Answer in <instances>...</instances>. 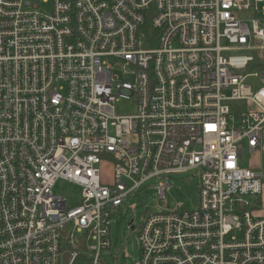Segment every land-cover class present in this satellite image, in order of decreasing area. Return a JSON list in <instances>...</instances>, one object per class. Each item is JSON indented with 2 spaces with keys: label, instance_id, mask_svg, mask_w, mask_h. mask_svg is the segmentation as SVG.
Returning <instances> with one entry per match:
<instances>
[{
  "label": "built area",
  "instance_id": "1",
  "mask_svg": "<svg viewBox=\"0 0 264 264\" xmlns=\"http://www.w3.org/2000/svg\"><path fill=\"white\" fill-rule=\"evenodd\" d=\"M263 63L264 0H0V264H104L127 200L191 171L198 207L128 224L138 264H264Z\"/></svg>",
  "mask_w": 264,
  "mask_h": 264
},
{
  "label": "rangeland",
  "instance_id": "2",
  "mask_svg": "<svg viewBox=\"0 0 264 264\" xmlns=\"http://www.w3.org/2000/svg\"><path fill=\"white\" fill-rule=\"evenodd\" d=\"M122 80L130 81L131 79L122 77ZM233 111H243L247 108V101H233L228 103ZM135 104L132 100L122 99L117 102L116 115H132L135 110ZM258 166L260 170H264V154L252 155L248 152L243 156V167ZM107 173V181L111 180V168L104 170ZM169 181V190L166 191L164 203L158 199V192L152 188L143 193L134 194L130 197L125 205L116 213L112 225L113 242L112 249L104 254L102 259L104 264H138L140 256V247L138 241V234L132 233L128 229V224L135 220V226L138 227L142 221L143 214L146 210H157V206H168L171 209L177 208L191 210L198 207L199 202V175L196 171L189 173L181 172L165 176ZM159 180H153L149 184L158 185ZM53 191L59 195H64L67 198L69 206H76L79 204L80 188L76 185L69 184L61 180L58 182ZM264 202V189L261 197ZM262 206V207H261ZM260 209L264 210V204L260 205ZM262 210V213H263Z\"/></svg>",
  "mask_w": 264,
  "mask_h": 264
},
{
  "label": "crops",
  "instance_id": "3",
  "mask_svg": "<svg viewBox=\"0 0 264 264\" xmlns=\"http://www.w3.org/2000/svg\"><path fill=\"white\" fill-rule=\"evenodd\" d=\"M252 167H258V166H252ZM264 204V202L262 203V205ZM262 207V206H261ZM260 207V208H261ZM258 209V211H257V215H261V216H264V210H263V208H262V210H263V213H262V210L261 209Z\"/></svg>",
  "mask_w": 264,
  "mask_h": 264
},
{
  "label": "trees",
  "instance_id": "4",
  "mask_svg": "<svg viewBox=\"0 0 264 264\" xmlns=\"http://www.w3.org/2000/svg\"><path fill=\"white\" fill-rule=\"evenodd\" d=\"M260 70H264V63L260 65Z\"/></svg>",
  "mask_w": 264,
  "mask_h": 264
},
{
  "label": "water",
  "instance_id": "5",
  "mask_svg": "<svg viewBox=\"0 0 264 264\" xmlns=\"http://www.w3.org/2000/svg\"><path fill=\"white\" fill-rule=\"evenodd\" d=\"M130 223L132 224L133 223V220ZM66 257H68V255H66Z\"/></svg>",
  "mask_w": 264,
  "mask_h": 264
}]
</instances>
